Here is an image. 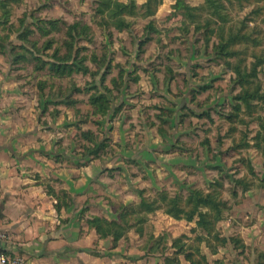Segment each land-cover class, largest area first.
Listing matches in <instances>:
<instances>
[{
	"label": "rangeland",
	"instance_id": "rangeland-1",
	"mask_svg": "<svg viewBox=\"0 0 264 264\" xmlns=\"http://www.w3.org/2000/svg\"><path fill=\"white\" fill-rule=\"evenodd\" d=\"M3 1L5 5L0 6L1 58L7 62L10 59V71L22 80L26 91L44 97L45 107L48 103L54 107L62 104L65 116L67 108H72L82 127L94 126L95 118L108 115L112 109L119 110L125 103H133L132 109L139 108L143 116L146 111V120L153 119L159 126V129L156 126L158 131L154 128L158 134L164 136L173 131L171 152L191 151L194 157L203 160L193 168L192 178L180 175L171 183L170 192L168 188H160L159 192L164 190L170 196L177 193L183 199L189 187L208 191L210 183L219 179L221 199L227 201L215 223V230L219 232L217 222L229 209L228 195L235 198L239 191L264 188V0H214L222 2L218 7L210 2L209 7L203 6L204 0L194 5L202 7L194 10L192 19L186 13L172 15L165 8L147 15L146 10L140 8L134 16L127 15L131 30L117 29L112 22L98 23L100 15L95 0H58L56 12L51 0ZM107 11L108 8L100 14L105 16ZM217 13L227 21L221 30L218 29L221 21L205 23L206 18L216 19ZM43 19H56L57 23L50 26ZM74 21L88 26L87 35L77 40L81 46L79 56L86 55L83 64L93 71L97 68L96 60L106 59L96 79L89 70L55 73L48 63L31 57L30 51L23 48L16 37L26 36L27 45L39 51L41 59L47 62L55 49L65 50L68 37L65 31ZM196 22L198 27H195ZM133 33L137 37L148 33L150 39L139 49ZM220 35L222 41H227L224 50L218 48ZM8 48L12 53H19V59L9 58ZM38 65L43 67L36 68ZM140 73L152 78H148L144 89L135 95L139 99L132 102L125 99L124 103L119 93L137 91ZM119 74L122 76L118 77ZM101 79L110 89L107 92L96 85ZM96 90L105 98L94 105L90 97ZM48 96L50 101L46 100ZM59 96L61 101L57 99ZM105 104H109V110L101 113L104 108L100 105ZM93 107L99 111L93 113ZM79 131L76 153L85 155L98 140L103 146L95 155L112 150L110 144L106 148L108 130L104 133L98 127L97 131L90 128ZM87 141L92 145H87ZM208 161L214 164L216 161L217 166H210L212 162ZM177 229L180 232L183 224L177 223ZM209 239L214 245L216 241Z\"/></svg>",
	"mask_w": 264,
	"mask_h": 264
},
{
	"label": "crops",
	"instance_id": "crops-1",
	"mask_svg": "<svg viewBox=\"0 0 264 264\" xmlns=\"http://www.w3.org/2000/svg\"><path fill=\"white\" fill-rule=\"evenodd\" d=\"M145 1L135 0L137 5ZM203 1L185 0L191 5ZM51 2L56 12L60 1ZM174 2L161 0L155 12L162 8L171 12ZM1 57L0 230L9 234L11 254L25 264H165L164 255L150 249L154 241L148 238L150 233L153 237L164 234L165 255L171 254L174 238L182 236L189 243L196 234L205 235L199 228L194 230L196 218H175L163 207L146 213L145 221L133 215L115 243L112 235L101 236L90 224L95 216L118 220L121 205L140 202L139 190L153 198L160 188L169 191L178 176L192 178L193 168L203 162L191 151L171 152L173 131L161 136L154 120H146V111L143 116L139 108H131L133 103L124 102L139 99L135 95L152 76L140 73L137 91L119 93L125 103L121 109L95 118L94 126L81 127L72 108H67L65 116L62 104L45 107L41 94L26 91L22 80L10 71V59ZM98 127L104 133L108 130L106 148L110 144L112 150L99 155L76 153L77 132ZM214 165L216 161L210 166ZM227 198L229 209L217 225L220 235L229 240L210 252L203 238L201 252L208 264H264V188L251 187ZM177 223L183 224L180 232ZM178 259L180 264H190L182 253Z\"/></svg>",
	"mask_w": 264,
	"mask_h": 264
},
{
	"label": "trees",
	"instance_id": "trees-1",
	"mask_svg": "<svg viewBox=\"0 0 264 264\" xmlns=\"http://www.w3.org/2000/svg\"><path fill=\"white\" fill-rule=\"evenodd\" d=\"M97 2L96 9L97 12H99L100 20L98 23L102 24H108L109 22H112L113 25L117 29L122 28H128L129 30L131 27V22L126 20L127 15L134 16V13L136 14V10L143 8L146 10V14H152L154 10H156L157 5L161 0H146L140 5H137L135 0H128L127 2H122L119 0H95ZM210 2L211 5L220 6L222 5V2L214 0H205L203 6H208V3ZM5 1L0 0V6H4ZM201 6L197 5H190L189 3L185 2V0H175V2L172 4V10L171 14H178V13H186L189 15V18L192 19L194 17V10L201 8ZM108 8L109 11H107V14L105 16L101 15L103 14L104 10ZM216 10V9H215ZM218 11V10H216ZM101 13V14H100ZM38 20V18H37ZM44 20V19H43ZM196 20V19H194ZM205 23L209 24L212 22H219V28L222 29L224 25L226 24V19L221 16L220 14L216 16V19H205ZM50 26L57 23L56 19H47L44 20ZM200 21L199 19L197 22ZM196 22L195 27H198V23ZM82 24V23H81ZM86 23H83L80 25L79 21H74L71 23L67 30L65 31L66 35L68 36L65 39L66 48L63 52L58 51L55 49L47 58V62L43 61L44 59H41V53L37 50H34V47L28 46L27 41L29 40L26 36L17 35L16 37L21 40V46L24 48H27L30 51L31 57H34L38 60H41V62L48 63L49 69L54 70L55 73L58 74H65V73H71L78 70H89L87 65L83 64V59L86 55L80 54V45L78 44L79 38H84V35L86 34ZM231 27V26H229ZM79 28V29H78ZM231 29V28H230ZM133 37L137 40L138 48L144 44L145 41L150 39V35L148 33H144L142 36L137 37L135 33H133ZM221 42L219 43L218 48L220 50H224L225 45L227 44V41H222L223 37L220 35ZM233 35L230 34V38H232ZM89 40L91 39L88 36ZM225 42V43H224ZM11 45V43H9ZM8 44V45H9ZM8 54L9 57L12 59H16L20 56L19 53H12L10 48H8ZM25 54V51H23ZM227 52V50H226ZM19 59V58H18ZM95 57H93V60ZM100 60V61H99ZM96 60L97 68H95L93 71L89 70V72L94 75V79L97 78V76L100 75L102 72L101 70L106 65V59H99ZM42 65L36 66V68H42ZM122 70L120 69V72ZM122 73V72H121ZM250 73V72H248ZM246 73V74H248ZM105 75V72L101 76L103 79V76ZM241 74V78L242 77ZM122 74L118 75V77H121ZM100 80V83H97V86H101L104 91L107 92L108 89L107 84ZM244 81V79H242ZM107 88V89H106ZM76 89V87H75ZM246 94V93H244ZM244 98V95L242 96ZM60 101L62 100V97H60ZM104 99L105 96L101 95V93H98L96 90L93 95L90 97V101L92 104L96 105L95 102L99 99ZM69 101V100H68ZM102 108H104L101 113H107L109 110V104L100 105ZM108 108V109H105ZM97 109H94L93 107V113H96ZM101 140H98L96 143L93 144V148L87 149L86 154H92L95 155L97 150L103 146V143H101ZM85 154V155H86ZM221 181L219 179H215L212 183H210L209 190L204 191L201 188L198 187H189L188 193L186 196H183V199H180L179 194H174L173 196H170L168 192L166 191H158L156 196L153 198H149L143 195V190H139L141 194V199L138 204L134 205H121L120 206V213H119V219L115 221L107 220L100 216H95L92 219H90V224L95 226L97 232L100 233L101 236L106 235H112L114 238V242H116L117 238L121 236L125 230H127L129 226V219L137 214V219L139 221H145L146 213L151 212L155 210L156 208L163 207L164 210L169 213L170 215L174 216L175 218H186L187 220L195 219L196 228H199L202 230L206 237L209 236V238L214 239L219 245H224L228 238L220 235L218 231L215 230V223L221 216V211L226 206L227 201H223L221 199L220 194V187H221ZM150 235V236H149ZM148 238L154 239L152 245L150 246V249L153 251H159L163 257V261L165 264H180V261L178 259V254H183L186 259L189 260L190 264H208L206 255L201 252L200 247V241L203 240V238L206 240L205 243L209 247L210 246V252H215L217 249L216 242L214 245L210 243V239L206 238L205 235H198L196 234V237L193 241L186 243L184 241L183 237H176L172 240V243L170 247H173V250L171 251V254L165 255L164 252L167 250V244L165 240L163 241V235H160L158 237H153V234L150 233ZM183 239V240H182Z\"/></svg>",
	"mask_w": 264,
	"mask_h": 264
},
{
	"label": "built area",
	"instance_id": "built-area-1",
	"mask_svg": "<svg viewBox=\"0 0 264 264\" xmlns=\"http://www.w3.org/2000/svg\"><path fill=\"white\" fill-rule=\"evenodd\" d=\"M0 264H25L22 259L11 254L9 234L0 230Z\"/></svg>",
	"mask_w": 264,
	"mask_h": 264
}]
</instances>
